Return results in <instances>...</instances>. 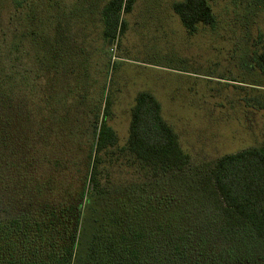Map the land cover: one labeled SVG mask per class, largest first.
Here are the masks:
<instances>
[{
	"label": "rangeland",
	"instance_id": "1",
	"mask_svg": "<svg viewBox=\"0 0 264 264\" xmlns=\"http://www.w3.org/2000/svg\"><path fill=\"white\" fill-rule=\"evenodd\" d=\"M178 1L137 0L124 15L126 32L108 45L109 0H0V215L7 199L37 210L86 185L112 102L118 142L102 153L79 264L94 261L90 245L117 239L129 222L162 223L165 231L209 226L220 246L264 259V239L228 223L208 181L225 154L264 146V71L256 62L264 0H213L216 24L193 32L174 9ZM140 91L161 103L190 155L184 169L156 173L122 150Z\"/></svg>",
	"mask_w": 264,
	"mask_h": 264
},
{
	"label": "trees",
	"instance_id": "2",
	"mask_svg": "<svg viewBox=\"0 0 264 264\" xmlns=\"http://www.w3.org/2000/svg\"><path fill=\"white\" fill-rule=\"evenodd\" d=\"M136 1L109 0L104 6L108 39L124 35L127 28L124 15L133 10ZM211 1H178L174 9L193 32L198 24H216ZM256 62L264 71V50L257 55ZM111 104L107 99L88 182L71 195L70 201L35 210L25 201L23 204H27L19 207L14 199H7L4 215H0V264H79L84 256L81 253L83 215L89 197L101 186L102 153H109L118 142V135L108 122ZM131 112L129 138L122 150L156 173L182 170L189 164L190 155L181 147L177 132L164 118L162 105L152 92L140 91ZM208 181L214 187L216 201L228 223L250 226L257 237L264 239V146L225 154L212 168ZM155 225L151 229L127 223L117 239L90 245L88 257L94 261L87 257L88 263L264 264L261 257L251 258L247 251L238 252L240 247L220 246L213 234L215 231L209 226L174 224L168 225L165 231L162 223Z\"/></svg>",
	"mask_w": 264,
	"mask_h": 264
},
{
	"label": "water",
	"instance_id": "3",
	"mask_svg": "<svg viewBox=\"0 0 264 264\" xmlns=\"http://www.w3.org/2000/svg\"><path fill=\"white\" fill-rule=\"evenodd\" d=\"M111 42H112V38H109L108 39V45H111Z\"/></svg>",
	"mask_w": 264,
	"mask_h": 264
}]
</instances>
